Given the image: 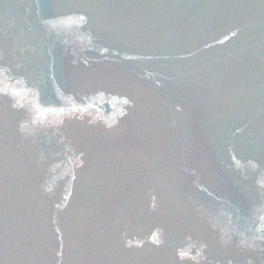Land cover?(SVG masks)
<instances>
[{
  "label": "water",
  "instance_id": "1",
  "mask_svg": "<svg viewBox=\"0 0 264 264\" xmlns=\"http://www.w3.org/2000/svg\"><path fill=\"white\" fill-rule=\"evenodd\" d=\"M0 264H264V0H0Z\"/></svg>",
  "mask_w": 264,
  "mask_h": 264
}]
</instances>
